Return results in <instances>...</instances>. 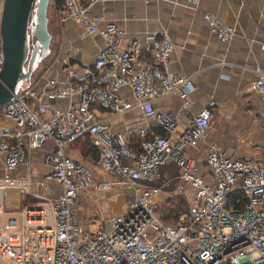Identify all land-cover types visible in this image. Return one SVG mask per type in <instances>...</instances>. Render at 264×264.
Returning <instances> with one entry per match:
<instances>
[{
	"label": "built area",
	"instance_id": "obj_1",
	"mask_svg": "<svg viewBox=\"0 0 264 264\" xmlns=\"http://www.w3.org/2000/svg\"><path fill=\"white\" fill-rule=\"evenodd\" d=\"M61 1V17L78 23L83 34L97 33L104 47L80 79L49 78L41 89L26 87L0 106V260L264 264V156L236 158L212 144L205 168L193 165L186 148L206 136L215 101L192 111L191 75L166 66L173 49L169 34L152 36L146 54L135 39L121 43L117 24L100 25L90 14L100 0ZM202 16L218 40L233 37L232 25L207 11ZM66 68L69 76L76 75ZM252 71V88L264 101V70L254 65ZM169 95L179 99L176 112L158 106ZM65 98L66 105H58ZM134 108L164 133L138 127L132 147L130 123L113 130L111 118ZM183 113H190V121L179 130ZM256 118L264 127V107ZM84 139L96 150L93 164L109 178L70 155V144ZM167 162L176 165L175 174L163 175ZM113 185L130 189L124 210L89 228L77 213L80 193ZM161 193L186 199L176 223L158 216ZM39 198L46 203L36 205Z\"/></svg>",
	"mask_w": 264,
	"mask_h": 264
},
{
	"label": "crops",
	"instance_id": "obj_2",
	"mask_svg": "<svg viewBox=\"0 0 264 264\" xmlns=\"http://www.w3.org/2000/svg\"><path fill=\"white\" fill-rule=\"evenodd\" d=\"M1 4L2 0L0 8ZM203 11L213 13L220 21L232 25L235 29L233 37L226 41L218 40L208 28ZM56 12L58 17L48 24L52 42L49 51L55 47V58L45 73L43 83L36 82L33 86L37 90L49 78L62 83L80 79L83 68L104 47V41L97 33H81L78 23L64 20L60 8H56ZM89 12L99 18L100 25L106 22L117 24L123 30L121 43L135 39L146 54L150 52V38L167 32L173 49L166 66L176 74L191 75L192 111L203 108L209 100L215 101L206 136L196 145L186 148V155L193 165L205 168V157L212 144L236 158L264 156V127L256 118V110L264 107V101L252 88L255 77L252 67L258 65L264 70V48L261 47L264 43V0H100L90 7ZM67 65L76 71V75L67 74ZM67 101L65 98L57 103L65 106ZM158 106L176 112L179 99L176 95H169ZM111 120L113 130H121L123 123H130L129 143L132 147L136 145L135 129L138 127L147 126L151 132L164 133L138 108ZM189 121L190 113L181 114L178 129L185 128ZM76 142L70 144L68 150L73 152L70 154L72 157L79 159L74 153L75 147H72ZM85 158L88 160H79L87 165L92 162L89 166L95 175L109 178L104 170L89 161L88 156ZM161 172L165 176L175 174L177 167L173 162H167L161 166ZM115 186L86 191L89 196L96 191L105 192L103 196L117 195L113 191L120 190V187ZM127 196L130 197L129 193ZM158 196V200L168 199L164 193Z\"/></svg>",
	"mask_w": 264,
	"mask_h": 264
},
{
	"label": "water",
	"instance_id": "obj_3",
	"mask_svg": "<svg viewBox=\"0 0 264 264\" xmlns=\"http://www.w3.org/2000/svg\"><path fill=\"white\" fill-rule=\"evenodd\" d=\"M49 1L2 0L0 8V106L13 96L20 81L29 79L36 56L39 55L42 58L49 51L51 41V34L47 27ZM34 4V22L31 24L29 17ZM29 35L30 38H28Z\"/></svg>",
	"mask_w": 264,
	"mask_h": 264
},
{
	"label": "rangeland",
	"instance_id": "obj_4",
	"mask_svg": "<svg viewBox=\"0 0 264 264\" xmlns=\"http://www.w3.org/2000/svg\"><path fill=\"white\" fill-rule=\"evenodd\" d=\"M49 1L48 8H47V18L48 23L47 27L50 22H53L56 20V17H58L56 14V7ZM35 13V4L33 5L29 17V23L33 24L34 22V14ZM49 29V28H48ZM55 35V34H54ZM30 38V35L28 36ZM30 42V39H29ZM52 42H50L51 44ZM30 48V43H29ZM50 48V47H49ZM55 47H51V50L48 51L42 58L39 57V55L36 56L35 64L36 66L32 69L30 77L28 80L20 81L16 87V92H21L26 87H33L35 83H43V80L45 79V73L49 69V67L52 64L53 59L55 58ZM26 68V64L24 65V69ZM86 146V141H79L72 145V147H75V154L76 156L86 161L88 159L85 158L84 155H82L81 149ZM78 149V150H77ZM69 153L73 155V152L71 153L69 150ZM91 161V160H89ZM92 162L89 163V165ZM36 166V163H35ZM39 166H37L38 168ZM55 184L50 185V187L54 188ZM117 187V185L115 186ZM118 188V187H117ZM42 191V189H39ZM113 194L117 195H105V192L103 191H96L93 192L90 196L87 191L82 192L79 195L78 205H77V211L78 215L81 218V220L89 227V228H96L97 225L101 222H106V220L111 217V213H116L119 211H123L124 205L128 202V196L127 193L130 192V189L125 187H120L119 189H116L113 191ZM159 197V196H158ZM173 198V197H168ZM167 199L159 200L157 214L161 217V219L166 223H172L177 220L179 217L182 209H184V205L181 204V199L177 198L175 200L169 201V203L165 202ZM46 203V200L39 198L36 201V205H43ZM79 207V209H78ZM174 214H178L177 218L174 216ZM166 218H165V217ZM0 264H5L2 260H0Z\"/></svg>",
	"mask_w": 264,
	"mask_h": 264
},
{
	"label": "trees",
	"instance_id": "obj_5",
	"mask_svg": "<svg viewBox=\"0 0 264 264\" xmlns=\"http://www.w3.org/2000/svg\"><path fill=\"white\" fill-rule=\"evenodd\" d=\"M53 3H54V6L56 7V8H61V4H62V1L61 0H53ZM83 141H86V146L85 147H83L82 149H81V151H82V155H84V156H88L89 157V160H91V161H93L94 159H95V157H96V150H95V148L91 145V143L87 140V139H84ZM181 199V204H183L184 206V209H185V207L187 206V202H186V199L183 197V196H181V195H176V196H174L173 198H168L165 202H167V203H169V201H172V200H175V199ZM173 202V201H172ZM184 209H182V211L184 210ZM181 211V212H182ZM178 214H174V216L177 218L178 216H177ZM180 215H181V213H180ZM180 215H179V217L177 218V220L176 221H174V222H172V223H176L178 220H179V218H180ZM160 217V216H159ZM165 217V216H164ZM161 218V217H160ZM166 218V217H165Z\"/></svg>",
	"mask_w": 264,
	"mask_h": 264
},
{
	"label": "flooded vegetation",
	"instance_id": "obj_6",
	"mask_svg": "<svg viewBox=\"0 0 264 264\" xmlns=\"http://www.w3.org/2000/svg\"><path fill=\"white\" fill-rule=\"evenodd\" d=\"M36 59V58H35ZM25 64H27V62L25 63ZM36 66V64H35V61H34V63H33V68Z\"/></svg>",
	"mask_w": 264,
	"mask_h": 264
},
{
	"label": "bare ground",
	"instance_id": "obj_7",
	"mask_svg": "<svg viewBox=\"0 0 264 264\" xmlns=\"http://www.w3.org/2000/svg\"><path fill=\"white\" fill-rule=\"evenodd\" d=\"M8 200L11 201V196L10 195L8 196Z\"/></svg>",
	"mask_w": 264,
	"mask_h": 264
}]
</instances>
